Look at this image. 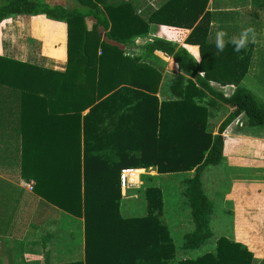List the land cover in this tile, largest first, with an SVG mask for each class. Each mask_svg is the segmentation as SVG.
Here are the masks:
<instances>
[{
	"label": "trees",
	"instance_id": "trees-1",
	"mask_svg": "<svg viewBox=\"0 0 264 264\" xmlns=\"http://www.w3.org/2000/svg\"><path fill=\"white\" fill-rule=\"evenodd\" d=\"M73 1L78 7L66 9L37 0H0V23L14 16L46 15L67 24L68 67L62 79L67 87L76 89V97L79 95L81 107L77 114L81 116L86 110L89 113L80 130L83 138L79 141V198L54 204L84 217L86 264H173L177 247L163 217L162 190L156 186L146 189V217L123 218L121 173L140 168H154L160 175L194 172L192 178L186 179L184 191L194 230L185 235L180 249L195 251L210 239L213 205L203 189L202 172L223 160V133L239 116L245 115L251 128L264 127V102L240 85L251 65L252 45L245 43L237 52L235 44L228 41L221 51L216 43L208 41L210 0H170L148 18L139 14L138 5L132 0ZM243 4L264 12V0ZM178 6L187 9L178 10ZM169 17L178 22L167 21ZM89 18L95 20L91 29L87 26ZM185 21H190L186 28L192 30L187 42L200 44V63L186 50L163 40L146 47L150 54L160 51L173 57L180 71L171 88L174 99L160 102L156 94L161 72L138 55L126 54L121 47H131L137 36L149 32L151 24L184 28ZM101 31L105 33L104 39ZM196 38L199 40L195 41ZM10 62L0 57V83L22 87L26 75L21 69L26 66L17 63L15 74L10 70L15 69V64ZM210 82L232 84L236 90L225 96ZM219 103L228 106L231 114L214 135L209 118L211 109ZM108 107L118 119L112 133L106 132L109 125H101ZM94 130L98 132L96 138L90 135ZM40 185V178H36L33 188L38 194ZM252 261L253 254L247 248L222 237L216 242L215 253L177 264Z\"/></svg>",
	"mask_w": 264,
	"mask_h": 264
},
{
	"label": "crops",
	"instance_id": "crops-1",
	"mask_svg": "<svg viewBox=\"0 0 264 264\" xmlns=\"http://www.w3.org/2000/svg\"><path fill=\"white\" fill-rule=\"evenodd\" d=\"M37 1L66 9L78 7L73 0ZM132 1L138 5L139 14L148 18L170 0ZM246 1L250 0L209 1L207 10L212 17L208 41L216 43V34L223 32L224 43L243 36L245 43L252 45L251 65L240 85L264 102V12L243 4ZM166 20L175 21L170 17ZM94 22L93 18L87 20L89 29ZM189 23L185 21L184 28L151 24L149 32L137 36L131 47H121L126 54L138 55L161 72L156 94L160 102L174 99L171 88L180 71L173 57L160 51L150 54L146 47L163 40L186 50L200 63L199 42H187L192 31L186 28ZM101 36L104 39V31ZM67 39L66 22L46 15L14 16L0 23V57L15 64V69H10L15 74L17 63L26 66L21 69L26 75L22 87L0 83V264H86L84 217L54 204L79 198L82 186L79 141L83 138L80 130L84 116L89 113L86 110L81 116L77 114L81 107L79 95L76 97V89L67 87L62 79L68 67ZM210 85L225 96L236 90L232 84L210 82ZM110 111L108 107L101 124L109 125L108 133H112L118 121ZM230 114L231 109L223 103L211 109L209 123L214 135ZM90 135L96 138L98 132L94 130ZM223 137V160L205 168L201 175L203 189L213 205L209 217L212 240L202 244L209 248L196 257L215 253L216 242L224 237L247 248L253 254L252 264H264V127H249L246 116L241 115L226 128ZM148 169L149 175H153L148 184L164 186L162 190L169 187L173 194L178 186L163 184L161 176L182 181L194 176V172L160 175L154 168ZM147 171L140 168L121 173L123 218L148 215L145 197L144 202L135 200L138 189L125 191V180L133 183V172ZM36 178H40V194L33 188ZM179 203L182 205L180 200L172 201L173 212L170 217L166 214L176 247H181L185 235L194 230ZM182 218L187 220L182 223Z\"/></svg>",
	"mask_w": 264,
	"mask_h": 264
},
{
	"label": "rangeland",
	"instance_id": "rangeland-1",
	"mask_svg": "<svg viewBox=\"0 0 264 264\" xmlns=\"http://www.w3.org/2000/svg\"><path fill=\"white\" fill-rule=\"evenodd\" d=\"M146 170H148V171L147 172H138V173L133 172L131 174V178H132L133 183L125 180V191H126V193L128 190H131L133 188L138 189L137 192L134 193L135 200L138 203H140L142 201L144 202L143 196L145 197L146 189L149 186H154V185L148 184V182L151 180L150 177H153V175H149L151 173V170H149V169H146ZM148 178H149V180H147ZM160 179H161L162 183L164 182L163 184H166L167 186L169 185V183H172V184H175L178 186V189L176 188L177 191H176V189H174V191H176L175 192L176 196H173L175 193L173 194L171 192V190L169 189V187H167L165 190H162L161 188H163L164 186H161V188L156 186L162 190L163 199H165V203H164L165 214L163 215V217L165 218V221L167 222L166 217L167 216L170 217V214H172V212H173L172 201L175 200V202H177L178 200H180L182 205L180 203L179 204L181 205V207H183V210H184V211L182 210L184 212L183 215L184 216L188 215V218L190 220V227L192 229H194V224L192 223L191 215L189 214L190 208H189L187 201H186V198L184 196V191L186 189L185 180L184 181H182L181 179L176 180L175 178H172V176H161ZM157 181H159V179H157ZM166 214H167V216H166ZM137 216H139V215H137ZM186 220H187L186 218H182V223H184ZM167 225H168V222H167ZM211 225H213V222L211 223ZM224 230H226V229H224ZM215 231L217 233V230H215ZM215 231H213V232H215ZM211 240H212V238L210 239V241ZM208 248H209V246H206V244H204V245H201V247L195 251L184 252L180 249V247H177L176 260L174 261L173 264H177V262L180 260L195 258L197 255L202 254L201 253L202 250L207 251ZM187 255H190V256H188L189 258L185 257Z\"/></svg>",
	"mask_w": 264,
	"mask_h": 264
},
{
	"label": "clouds",
	"instance_id": "clouds-1",
	"mask_svg": "<svg viewBox=\"0 0 264 264\" xmlns=\"http://www.w3.org/2000/svg\"><path fill=\"white\" fill-rule=\"evenodd\" d=\"M223 35H224L223 32H218L216 34V47H217L218 50H221V51L224 48V41L222 39ZM232 43L235 44V49L234 50L239 52L240 49L242 47H244L245 40H244V38L242 36L239 40H233ZM197 59H199V58L197 57ZM201 75H203V73H201Z\"/></svg>",
	"mask_w": 264,
	"mask_h": 264
},
{
	"label": "built area",
	"instance_id": "built-area-1",
	"mask_svg": "<svg viewBox=\"0 0 264 264\" xmlns=\"http://www.w3.org/2000/svg\"><path fill=\"white\" fill-rule=\"evenodd\" d=\"M99 54H101V52ZM126 171H129V170H125L124 172H126ZM30 188H32V187L30 186Z\"/></svg>",
	"mask_w": 264,
	"mask_h": 264
}]
</instances>
